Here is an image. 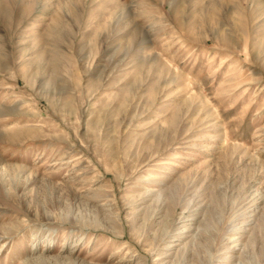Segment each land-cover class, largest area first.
Returning <instances> with one entry per match:
<instances>
[{"label":"rangeland","instance_id":"rangeland-1","mask_svg":"<svg viewBox=\"0 0 264 264\" xmlns=\"http://www.w3.org/2000/svg\"><path fill=\"white\" fill-rule=\"evenodd\" d=\"M0 264H264V0H0Z\"/></svg>","mask_w":264,"mask_h":264}]
</instances>
